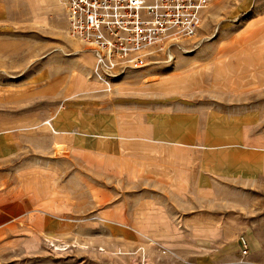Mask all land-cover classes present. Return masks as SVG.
Masks as SVG:
<instances>
[{
	"label": "rangeland",
	"instance_id": "rangeland-1",
	"mask_svg": "<svg viewBox=\"0 0 264 264\" xmlns=\"http://www.w3.org/2000/svg\"><path fill=\"white\" fill-rule=\"evenodd\" d=\"M93 62L56 0H0V264H264V0L109 90Z\"/></svg>",
	"mask_w": 264,
	"mask_h": 264
},
{
	"label": "built area",
	"instance_id": "built-area-1",
	"mask_svg": "<svg viewBox=\"0 0 264 264\" xmlns=\"http://www.w3.org/2000/svg\"><path fill=\"white\" fill-rule=\"evenodd\" d=\"M68 34L92 52L94 77L109 90L127 70L141 68L154 52L193 36L210 0H56ZM246 252V242L241 238Z\"/></svg>",
	"mask_w": 264,
	"mask_h": 264
},
{
	"label": "crops",
	"instance_id": "crops-1",
	"mask_svg": "<svg viewBox=\"0 0 264 264\" xmlns=\"http://www.w3.org/2000/svg\"><path fill=\"white\" fill-rule=\"evenodd\" d=\"M116 81V80H115ZM115 81H113V82H115Z\"/></svg>",
	"mask_w": 264,
	"mask_h": 264
}]
</instances>
